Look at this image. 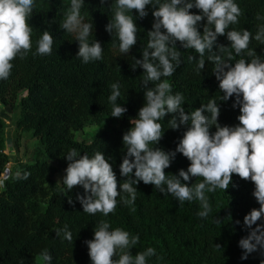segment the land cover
Returning <instances> with one entry per match:
<instances>
[{
  "label": "trees",
  "instance_id": "trees-1",
  "mask_svg": "<svg viewBox=\"0 0 264 264\" xmlns=\"http://www.w3.org/2000/svg\"><path fill=\"white\" fill-rule=\"evenodd\" d=\"M112 2L108 0L102 5L100 0H84L81 15L85 22H93V38L103 47L102 60L85 64L82 58L76 57L78 42L75 34H69L61 27L71 0H34L35 7L29 18L33 28L32 50L25 58L15 59L10 77L0 80V176L4 177L0 190V264H21V261L37 264L36 256L42 249L49 251L51 264H92L85 241L93 238L100 220L109 222L113 229L120 227L131 235H139V243L131 249L133 255L148 247L155 248L162 259L158 261L153 256L148 258L147 264H261L264 256L259 252L242 260L243 250L239 247V240L248 234L243 224L244 216L251 209L259 208L252 195L255 186L251 181L233 175L226 192L221 189L206 192L212 211L207 218H200L197 215L202 210L199 201H185L181 205L171 194H161L153 185H145L142 181L137 185L134 204H125L123 201L128 197L121 192L115 212L107 217L99 212L95 215L83 213L82 205L76 200L77 194L83 195L82 187L77 186L69 192L66 186L54 180L53 176L61 171L60 179L65 175L68 163L65 155L73 148L81 155L103 152L118 182L125 179L119 170L127 150L122 143L123 134L130 129V120L137 118L145 103L143 69L137 67L133 71L131 58H142V49L148 42L147 31L151 30L154 18L151 6L146 8L149 14L143 19L133 10L140 31L136 45L123 55L116 36L105 31L113 19ZM234 2L243 14L239 23L231 27L247 29L254 36L258 26L264 24V20L256 19L257 13L264 16V0ZM190 11L201 14L197 9ZM205 24L206 20L200 22L201 34ZM44 30L50 31L54 38L52 53L33 56L36 41ZM217 43L230 46L226 36L218 37ZM177 48L181 51L182 64L167 79L173 93L183 94L185 111L190 113L214 99L220 107L219 124L238 125L239 108L232 107L235 97L227 102L221 100L223 93L212 74L213 64L207 61L208 53L204 57L205 68L197 75L196 62H189L188 56L198 59L199 54L193 49L180 48L179 42ZM249 48L264 58V44L253 39ZM233 56V64L241 58L235 56L234 50ZM116 82L121 85V96L116 103L127 108L118 119L111 116L112 105L108 100L111 84ZM7 112L12 114L11 121L17 130L14 148H18L21 134L30 131L31 137L27 139L37 140L45 160L18 162L16 155L5 152L8 146L4 123ZM170 118L171 114L159 121L163 138L150 147L175 151L186 128L169 129L167 121ZM87 126H100L105 130L90 142L76 141L74 133ZM210 131L214 133L215 128ZM10 162L19 163L17 172L7 170ZM189 164L177 153L165 173L176 175ZM24 173H30L27 179H24ZM201 180L192 178L191 183ZM69 197L73 200L72 205L68 203ZM216 217L223 222L215 224ZM237 220L240 221L238 225L235 224ZM257 223L264 224V219ZM65 226L72 233L71 242L64 239L63 231L56 235ZM214 244H220L222 248L215 249Z\"/></svg>",
  "mask_w": 264,
  "mask_h": 264
},
{
  "label": "clouds",
  "instance_id": "clouds-1",
  "mask_svg": "<svg viewBox=\"0 0 264 264\" xmlns=\"http://www.w3.org/2000/svg\"><path fill=\"white\" fill-rule=\"evenodd\" d=\"M107 2L100 0L102 5ZM84 4V0H71L61 27L67 33L75 34L78 42L76 57L87 64L103 59V47L93 38V22H85L81 15ZM148 6L152 7L154 19L151 30L147 31V46L142 49L141 59L131 58L133 71L137 67L143 69L145 103L137 118L130 120V129L123 134L122 143L127 150L119 170L125 179L118 182L103 152L81 155L73 148L65 155L68 162L65 175L57 183H62L69 192L77 186L82 187L83 195L77 194L76 200L82 205L83 213L91 215L99 212L107 217L114 213L121 192L127 194L125 204H134L137 185L142 181L145 185H153L161 194H171L181 205L185 201H199L202 210L197 215L207 218L212 208L206 192L213 193L217 189L226 192L233 175H236L254 184L252 195L259 204V208L251 209L243 219L248 234L239 240V247L243 250L241 259L247 260L255 252L264 256V224L257 223L264 219V58L249 48L253 39L264 44V24L258 26L254 36L247 29L231 27L239 23L243 14L234 0H113L110 7L113 19L105 31L116 36L121 54L127 55L138 40L140 30L132 15L133 10L138 18L143 19L149 14ZM34 7V0H0V80L10 77L15 59L25 58L32 50L33 28L29 18ZM192 9L201 14L192 13ZM256 19L264 20V16L257 13ZM205 20L201 34L200 22ZM220 36H226L230 46L218 44ZM177 42L180 48L193 49L199 54L198 59L188 56L189 62H196L197 75L204 70V57L208 53L207 61L213 64L212 74L223 93L221 100L227 102L235 97L232 107L239 108L238 125L219 124L220 107L214 99L190 113L182 107L183 94L173 93L172 84L167 79L182 64ZM53 43L50 31L44 30L32 55H51ZM233 50L236 57H241L234 64L231 62ZM120 96V83H112L108 100L112 105L111 116L117 119L127 112L126 107L116 103ZM170 114L169 129L186 128L175 151L150 147L163 138L159 121ZM213 127L214 133L210 131ZM177 153L190 162L189 166L186 170L180 169L176 175L166 174L165 170L171 166ZM29 175L24 173V179ZM192 178L202 180L191 183ZM68 203L73 204L71 197ZM213 222L219 225L223 221L216 217ZM239 223L235 221V224ZM61 231L64 239L71 242L72 233L67 226L58 230L56 235L59 236ZM139 240V235H131L120 227L113 229L109 222L100 220L93 238L85 244L92 264H147L150 257L156 256L158 261L162 259L153 247L133 255L131 249ZM214 248L222 247L214 244ZM36 261L37 264H51L52 256L47 249H42Z\"/></svg>",
  "mask_w": 264,
  "mask_h": 264
},
{
  "label": "rangeland",
  "instance_id": "rangeland-1",
  "mask_svg": "<svg viewBox=\"0 0 264 264\" xmlns=\"http://www.w3.org/2000/svg\"><path fill=\"white\" fill-rule=\"evenodd\" d=\"M1 106V105H0ZM12 114L10 112H7V118L4 119V123L7 126L5 130V138L6 141H8V146L5 149V152L9 154L16 155V159L18 162H34L35 160H39L40 162L45 160V156L43 154L41 146L38 144L36 139H30L28 140L27 137H31V132L27 131L23 133V136L21 134L19 146L18 148H14V138L17 135V130L15 124H12L10 117ZM105 130L104 127L100 126H87L82 131H78L74 133V139L78 142H90L95 136L101 134ZM19 131V130H18ZM39 145L40 147H38ZM40 150V151H39ZM18 162H10L7 164L6 168L10 172H17L18 171ZM64 164V163H63ZM63 174V171L55 174L53 176L54 180L58 182L60 180L61 176ZM4 177L0 176V190H1V181Z\"/></svg>",
  "mask_w": 264,
  "mask_h": 264
}]
</instances>
